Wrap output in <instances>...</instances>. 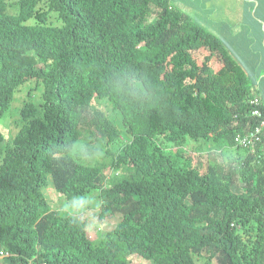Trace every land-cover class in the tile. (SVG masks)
<instances>
[{"label": "trees", "instance_id": "trees-1", "mask_svg": "<svg viewBox=\"0 0 264 264\" xmlns=\"http://www.w3.org/2000/svg\"><path fill=\"white\" fill-rule=\"evenodd\" d=\"M26 82L40 102H24L13 135L0 130V264H264V140L236 141L264 100L172 0H0V120ZM49 186L119 220L95 242Z\"/></svg>", "mask_w": 264, "mask_h": 264}, {"label": "rangeland", "instance_id": "rangeland-1", "mask_svg": "<svg viewBox=\"0 0 264 264\" xmlns=\"http://www.w3.org/2000/svg\"><path fill=\"white\" fill-rule=\"evenodd\" d=\"M17 0H7L9 3H14ZM183 0H172L173 5L177 8L181 9L183 12L190 15L192 19L198 22L203 28L208 29L209 31H213L217 37L222 38L225 43L228 45V49L234 55V57L244 66L247 70L248 74L250 75L252 81L255 82V88L258 91V94L264 100V41H261V33L260 28L255 25L254 21L257 22V18L260 19V22L264 23V18L261 15V8L258 9L257 0H252L250 3H247L245 7V11L251 12V19L248 14L246 15L241 13V9L238 8V5L233 3L232 0H226L227 2H232L231 6L233 10L228 18L224 19L223 22L220 20L217 23L226 24L234 36L226 37L223 33L218 30H214L212 24L207 22V20H202L200 17V12L195 11L193 6L196 4L195 1H190L188 4L186 2L181 3ZM208 2L207 0H205ZM192 4V6H190ZM202 9L206 11L204 5L201 6ZM12 13L17 12V8L12 7ZM258 9V10H257ZM56 11L51 13V16L47 20V24L58 25L60 26L62 23L59 22L56 18ZM197 15V16H195ZM35 19H32L30 22L33 23ZM216 23V24H217ZM264 33V28L262 30ZM240 38L241 47L233 40ZM203 52L200 51L198 53V57L201 59L203 57ZM217 62H214V66L217 67ZM43 89L41 86L37 87L35 82H26L25 84L21 85L20 88L17 90L16 95L14 97L13 106L9 111L7 117L3 120H0V130L3 131L6 136L8 133L12 135L17 131V124L21 121V112L20 109L23 106L26 100H30L33 104H37L40 102L39 97L42 93ZM41 99V98H40ZM94 105L98 108L97 110L103 111L108 116L115 118L116 123L120 126V115L113 113L112 110L109 108L110 105H105L104 102L98 103L95 101ZM95 109V108H93ZM8 138V136H7ZM188 144L184 149V154L186 156H190L193 159V163L197 165L206 164V158L204 154L196 153V150H192ZM212 147V146H211ZM213 155V153H211ZM210 163H213V160H210ZM111 173V168H107L103 172V181L109 177ZM46 194L52 204V207L58 211L60 214H75L78 216H82L87 222L88 231L94 236L95 242H98L109 230H112L114 225L119 220L118 216L109 217L105 219H101L99 217L100 208L97 207V200L91 198L85 201H76L72 202L63 197L61 194H58L53 187H48L46 190ZM119 215V214H116ZM4 257H1L0 260H3ZM130 264H151V262L138 254H133L130 257Z\"/></svg>", "mask_w": 264, "mask_h": 264}, {"label": "crops", "instance_id": "crops-1", "mask_svg": "<svg viewBox=\"0 0 264 264\" xmlns=\"http://www.w3.org/2000/svg\"><path fill=\"white\" fill-rule=\"evenodd\" d=\"M178 1L180 2V0ZM190 1L192 2L195 1L196 4L193 6V8H195L196 13L200 12V15L202 16L200 18L202 20H207V22H210L214 30L218 28V30H220L223 33V35H225L229 39L230 37L239 36V35H234L226 24L217 23L220 20L223 22L224 19L229 17V15L231 14L233 10V7L231 6L232 2H227L226 0H207L208 2H206L205 0H183L181 3L186 2L188 4ZM232 1L233 3L238 5V8L241 9V13L244 12V14L246 15L247 12L245 11V7L247 3H250L252 0H232ZM257 3H258V9L261 8L262 10L260 16L264 18V0H257ZM202 5L205 6L206 11L201 8ZM190 6H192V4ZM247 14H248L247 16H249V18L251 19V12H248ZM256 21L257 22L254 21V23L257 26V28L258 27L260 28L259 31L261 33V41H264V33L262 32L264 28V23L262 24L260 22V19L258 18ZM210 32H213V31H210ZM233 41L235 42V44L241 47L240 38L235 39ZM223 42L225 43L224 40Z\"/></svg>", "mask_w": 264, "mask_h": 264}, {"label": "built area", "instance_id": "built-area-1", "mask_svg": "<svg viewBox=\"0 0 264 264\" xmlns=\"http://www.w3.org/2000/svg\"><path fill=\"white\" fill-rule=\"evenodd\" d=\"M255 114L260 115L259 110L255 111ZM261 134H264V120L261 122V124L256 127L254 131L251 132L250 135L247 136H238L237 139L246 147H251L255 144L256 141L260 140ZM2 255H4V252H1Z\"/></svg>", "mask_w": 264, "mask_h": 264}, {"label": "bare ground", "instance_id": "bare-ground-1", "mask_svg": "<svg viewBox=\"0 0 264 264\" xmlns=\"http://www.w3.org/2000/svg\"><path fill=\"white\" fill-rule=\"evenodd\" d=\"M256 110H259V112H260V115H258V114H255V111ZM252 115L253 116H256V117H262V113H261V111H260V109L259 108H254L253 110H252ZM264 120V118H261V121H260V123L258 124V125H256L255 126V128H253V129H251L249 132H245V133H237V135H236V141H238V143L241 145V146H243V147H246V146H244L238 139H237V137L240 135V136H242V137H244V136H247V135H250L251 134V132L252 131H254L255 129H256V127H258L260 124H261V122ZM263 140H264V134H261V137H260V140H258V141H256L255 142V144L253 145V146H251V147H246L247 149H251V150H253V151H255L256 150V147L258 146V144L259 143H261V142H263ZM247 149H245V150H247Z\"/></svg>", "mask_w": 264, "mask_h": 264}]
</instances>
